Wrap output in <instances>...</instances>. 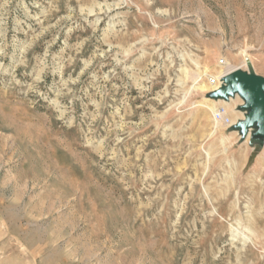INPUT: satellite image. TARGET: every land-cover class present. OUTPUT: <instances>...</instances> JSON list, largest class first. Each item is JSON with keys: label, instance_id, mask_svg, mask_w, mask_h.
Segmentation results:
<instances>
[{"label": "rangeland", "instance_id": "1", "mask_svg": "<svg viewBox=\"0 0 264 264\" xmlns=\"http://www.w3.org/2000/svg\"><path fill=\"white\" fill-rule=\"evenodd\" d=\"M227 62L264 77V0H0V264H264Z\"/></svg>", "mask_w": 264, "mask_h": 264}, {"label": "water", "instance_id": "2", "mask_svg": "<svg viewBox=\"0 0 264 264\" xmlns=\"http://www.w3.org/2000/svg\"><path fill=\"white\" fill-rule=\"evenodd\" d=\"M214 101H229L239 97L245 115L229 129L237 132L241 140L264 145V77L236 69L222 79V85L209 92Z\"/></svg>", "mask_w": 264, "mask_h": 264}, {"label": "bare ground", "instance_id": "3", "mask_svg": "<svg viewBox=\"0 0 264 264\" xmlns=\"http://www.w3.org/2000/svg\"><path fill=\"white\" fill-rule=\"evenodd\" d=\"M226 65L229 67L228 71H234L236 69H242L241 67H234V66L230 65L228 62L226 63ZM245 65L248 68L249 65H251L250 64V61L249 60H245ZM220 73H221V71H220ZM209 85H210V87L208 88L205 83H201V84L198 85L197 88L199 90H201V91H209V92H211V91H213V90L216 89V86H212L210 84V82H209ZM210 101L212 102V105H213L211 107V110L213 112H215L217 110L216 105H220V106H223L227 110L228 114H230L231 116H233V119H231V122H232L233 125L236 124L238 121H241L244 118L245 113L242 112V111H240V107L243 105V101L239 97L231 98L229 101H223V100H221V101H214V100H211V99H210ZM232 133H237V132H230V134H232ZM237 135H238V133H237ZM248 140L249 139H247L244 142V144L247 143Z\"/></svg>", "mask_w": 264, "mask_h": 264}, {"label": "built area", "instance_id": "4", "mask_svg": "<svg viewBox=\"0 0 264 264\" xmlns=\"http://www.w3.org/2000/svg\"><path fill=\"white\" fill-rule=\"evenodd\" d=\"M222 65H223V70L221 71V73L217 76L211 77L209 80L212 86H216V89L222 85V79L232 72V71H228L229 67L225 63H222ZM213 118L216 123H219L222 126H226L230 128L233 125L231 122V118L224 107H220L219 109H217L213 113Z\"/></svg>", "mask_w": 264, "mask_h": 264}]
</instances>
